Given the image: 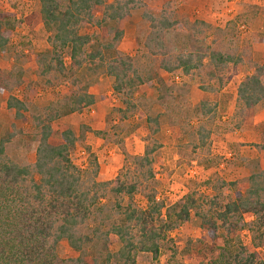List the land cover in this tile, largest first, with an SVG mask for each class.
<instances>
[{"label":"trees","instance_id":"16d2710c","mask_svg":"<svg viewBox=\"0 0 264 264\" xmlns=\"http://www.w3.org/2000/svg\"><path fill=\"white\" fill-rule=\"evenodd\" d=\"M157 1L162 0H39L37 18L48 33V48L34 57L35 75L53 86L52 74L65 77L90 63L92 69H104L113 79V93L120 97L126 112L136 110L133 97L137 87L145 84L144 77L149 83L157 81L160 100L170 94L155 67L168 74L205 76L216 85L200 84L203 91L215 92L233 81L234 127L251 126L253 111L264 98V63L251 62L245 50L238 54L223 51L218 33L208 39L210 24L205 20L186 22L169 3L153 14L147 4ZM134 10H142L139 25L146 26L141 56L146 63L118 50L122 24ZM84 27L93 31L82 33ZM14 28L11 14L0 12V52L8 49ZM243 63L252 71L237 78ZM16 86L18 82L7 81L0 72V92L7 94V110L15 119L25 120L29 105L13 94ZM69 99L65 105L52 102L30 112L31 129L27 134L19 130L35 143L32 163L20 164L7 156L13 131L0 139V264H135L139 253L155 259L170 233L186 224L192 213L209 241L220 244L215 264H264L258 252L247 254L239 237L246 230L256 233L259 244L264 243V168L251 162L255 164H249L245 179L213 183L211 197L199 199L189 194L165 206L157 200L154 187L156 153L161 147L157 142L147 144L141 155L130 157L119 174L107 181L98 180L99 166L93 154L84 169L72 162L77 137L64 130L55 138L52 123L65 114L81 112L94 99L81 91ZM197 107L205 114L214 111V106L203 101ZM150 122L157 131L156 121ZM197 132L200 144L205 145L208 131L200 126ZM223 190L229 194L224 195ZM136 194L142 195L143 208L134 203ZM63 240L77 257L57 255L56 248ZM94 240L103 245L102 261L84 255L85 247ZM113 243L119 245L115 251L110 250Z\"/></svg>","mask_w":264,"mask_h":264},{"label":"rangeland","instance_id":"374dc122","mask_svg":"<svg viewBox=\"0 0 264 264\" xmlns=\"http://www.w3.org/2000/svg\"><path fill=\"white\" fill-rule=\"evenodd\" d=\"M164 3H169L186 22L205 20L210 24L208 39L218 33L223 51L238 54L245 50L251 62L264 63V0H162L148 3L147 9L156 15ZM38 11L39 0H0V12L11 14L15 22L10 45L5 52H0V72L7 81L18 82L12 92L29 105L26 119L17 120L6 108L7 94L0 92V139L7 132L15 134L7 147V156L13 161L20 164L34 161L35 143L19 133L23 130L27 134L31 129L30 112L41 110L52 102L65 105L70 102L71 95L81 91L93 96V104L81 112L68 113L55 120L53 134L58 138L62 131L71 130L78 139L71 152L72 162L84 169L89 155L93 154L99 166L100 181L113 179L130 157L141 155L144 147L152 142L161 146L156 153L154 187L157 200L165 206L189 194L199 199L211 197L213 183L245 179L251 162L264 168V98L253 111L251 126L236 129L231 117L236 99L233 81H227L215 92L203 91L199 89L200 84L204 87L216 85L205 76L168 74L155 67L166 83L165 88L171 90L170 94L160 100L157 81L149 83L143 76L145 84L137 87L133 97L136 110L130 112H126L120 97L113 93V79L104 69H92L90 63L70 71L65 77L52 74L55 84L47 86L32 68L35 55L48 48V33L37 18ZM141 12L132 11L122 24L123 37L118 50L146 63V58H141L145 53L146 33V26L139 25ZM218 29L221 32H215ZM92 31L90 27L81 30L88 34ZM64 58L68 71L67 55ZM251 71L248 63H243L237 78ZM202 101L214 106L211 115L198 109ZM150 120L156 121L157 131ZM200 126L208 131L205 145L199 141L197 130ZM223 192L229 194L228 190ZM133 199L139 208L144 207L141 194ZM239 237L247 254L258 252L264 261V243H258L256 233L244 230ZM118 246L113 243L110 250L115 251ZM219 247L220 244L209 241L200 227V220L192 213L186 224L170 233L157 258L139 253L135 264H215ZM56 253L63 259L78 256L64 240L58 244ZM104 254L102 243L96 240L84 249L86 257L99 261Z\"/></svg>","mask_w":264,"mask_h":264}]
</instances>
